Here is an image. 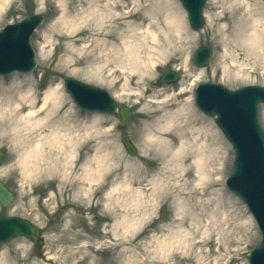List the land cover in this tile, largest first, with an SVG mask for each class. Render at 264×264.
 <instances>
[{
  "label": "rangeland",
  "instance_id": "1",
  "mask_svg": "<svg viewBox=\"0 0 264 264\" xmlns=\"http://www.w3.org/2000/svg\"><path fill=\"white\" fill-rule=\"evenodd\" d=\"M93 1L10 0L0 14V30L36 15L44 17L43 24L30 39L35 53V70L31 74L0 76V86L5 89L12 82L28 80L29 84H35L38 93L61 86L67 101L64 111L74 110L80 128L96 118L98 123L95 128L99 132L97 139L84 141L83 147L75 154L73 172L63 178L47 172L38 175V178L25 179L16 164L18 156L13 152L12 144L0 136V152L4 153L0 184L14 196L9 207H0V216L26 220L39 230L35 244L17 238L2 246V258L13 261V264H248L247 255L258 245L260 235L242 201L225 186L232 169L231 145L214 118L201 114L193 101L194 89L201 84H219L230 91L247 86L264 88L263 64L255 60L246 61L241 53L239 63L246 64L249 72H252L249 83L222 79V64L217 61L222 48L219 47V40L215 39L214 31L217 27H209L206 15H220L226 0H206L203 13L205 23L199 32L189 28L186 13L178 0H172L173 6L165 4L171 2L169 0H125L130 11L143 14L146 20L154 16L158 24L155 32L160 40L162 16L169 6L172 10L176 8L178 12L173 11L184 17L186 29L194 39L187 54L176 50L167 53L164 59L153 57L150 61L145 53L150 49L148 46L155 51L161 49L149 44L150 34L146 35L148 46L142 47L140 53V60L146 64L142 71L146 74L141 78L137 77L139 72L132 71L133 68L129 66V74L115 71L116 55L100 42L104 34L100 32L99 38L93 37L92 33H87L91 27L82 25V20L92 12V5H97L100 12L104 9L102 3L94 4ZM248 1L254 12L256 7H262L261 0ZM62 21L72 25L66 26ZM98 21L97 18L93 23L97 24ZM134 23L141 31L146 28L145 22ZM107 25L105 23L103 28ZM118 33L132 39L127 26L119 28ZM116 39L109 42L120 50L122 46ZM84 40L89 42L82 45L81 41ZM172 41L173 45L180 43V40ZM201 46L209 47L212 51L205 69H197L193 65L195 51ZM150 62L154 65L151 66ZM183 62H186L185 65H182ZM166 71L177 73V82L175 85L157 87L156 82ZM199 72L201 75L197 77ZM65 77L105 91L116 105H124L131 110V122L122 128L115 114L107 116L80 111L64 91ZM126 78L129 79L128 87L124 86ZM26 86L23 85L24 88ZM189 102L207 127L217 132L224 150V161L220 163L217 156L211 155V178L200 189L195 187L192 179L175 180L173 174L165 171L155 177L161 167V150L153 153L155 149L151 148L149 156H145V141L150 133L164 138L157 131L156 121L159 117L166 111L186 108ZM164 106L166 109L161 112L159 107ZM258 123L264 135V105L258 110ZM2 129L1 126L0 132ZM125 138L135 149L132 155L122 145ZM97 147L99 153L108 152L112 163L117 165L112 168L108 178L103 177L104 180L92 187L89 201L81 194L82 190L87 191V187L78 178L82 174L80 168L90 160ZM125 163L129 171L135 168L147 171V180L159 178V187L152 192L140 187L132 186L127 191L119 187L107 197L111 190L110 182L114 178L116 184L122 182V173L112 171ZM65 171L63 168L61 174ZM132 172L128 173L129 177L145 178L144 175L130 174ZM66 178L69 179L65 181ZM106 178V186H102Z\"/></svg>",
  "mask_w": 264,
  "mask_h": 264
},
{
  "label": "bare ground",
  "instance_id": "2",
  "mask_svg": "<svg viewBox=\"0 0 264 264\" xmlns=\"http://www.w3.org/2000/svg\"><path fill=\"white\" fill-rule=\"evenodd\" d=\"M9 1L0 0V14ZM124 1L95 0L94 4H103L102 13L97 5H92V12L82 20L84 27H93L87 31V33H92L93 37L99 38V34H104L100 42L103 43V47H107L111 53L116 55L115 71L120 74H129L127 71L129 66L133 68L132 71L139 72L138 78L146 74L142 71L144 67L146 68V64L140 60V53L142 47L148 46V41L146 42L145 38L148 34H150L149 44L161 49L155 51L151 49L153 47L150 45L148 46L150 49H144L150 61L153 57L158 60L164 59L167 53H173L176 50L185 51L186 54L189 52L190 44L194 39L186 29L184 17L180 13L178 15L174 12L177 11L176 8L173 11L169 6L162 16L160 23H162L163 29L161 28L162 40H160L155 32V27L158 24L154 16L148 17L146 20V16L143 14L139 15L133 10L130 11ZM169 1L171 2L167 1L165 4L173 6L172 0ZM260 2L262 7L255 6L256 11L254 12L251 10L248 0H226L220 15H206L209 27L211 29L217 27L214 30L216 32L215 39L219 40V47L222 48L217 61L222 64V79L224 81L240 80L249 83L252 72H249L250 68H247L246 64L239 63L241 59L239 53L243 54L242 58H245L246 61L255 60L264 66V0ZM238 6H241L240 9ZM95 13L98 15L95 16ZM97 18L98 23H93ZM62 22L66 26L72 25L70 22ZM134 22H145L146 28L141 31ZM105 23L108 25L103 28ZM133 23L136 26H133ZM124 26L130 28L131 35L129 37L132 39L118 33L119 28ZM111 39H116V42L121 44L120 50L113 42H109ZM172 39L180 40V43L173 45ZM87 42L89 41L84 40L81 41V44L85 45ZM150 63L151 66L154 65L153 62ZM185 63L183 62L182 65ZM109 74H111L110 70ZM196 75L199 77L201 73ZM128 80L125 79L124 86L128 87ZM24 84L28 86L24 88ZM66 103L61 86L47 88L42 93H38L35 84L33 82L29 84L28 80L12 82L5 89L0 86V128L2 126L5 129H2L0 136L12 144V150L18 156L16 164L24 178H38V175L47 172L53 173L52 175L58 174L60 178L69 177L75 168V154L83 147L84 141L97 139L96 136L99 132L95 127L98 120L94 118L88 122L86 127L80 128L74 110L64 111ZM190 103L186 108L178 107L173 111H166L159 117L160 121H156L157 131L164 138L158 137L156 133H150L145 141L147 144L145 156H149L151 148L155 149L153 153L161 150L162 155H158L161 167L155 177H159L161 172L165 171L170 175L173 174L175 180L192 179L195 187L200 189L201 185L211 178V171H213L209 162L211 155L217 156L220 163L224 161V150L217 132L211 131L207 127L205 122L194 112ZM159 108L161 112L166 109L165 106ZM159 122L162 124L159 125ZM99 151L97 147L90 160L80 168L82 174L78 180L87 187V191L82 190L81 194L89 201H91L89 192L92 187L104 180L103 177L107 176L108 178L113 167L117 165V163H112L108 152L99 153ZM127 165L125 163L118 166L117 170L112 171L122 173V182L116 184L114 178L109 184L111 190L107 197L111 196L119 187H123L125 191L132 186L140 187L144 191L151 190V192L159 187L157 186L159 178L147 180L149 177L147 171L143 172L135 168L131 170L133 172L130 174L144 175L145 178L129 177L128 173L131 171ZM63 168L66 169V173L61 174ZM107 178L102 186H106ZM68 179L66 178L65 181ZM2 257L3 254H0V264H13V261L8 262Z\"/></svg>",
  "mask_w": 264,
  "mask_h": 264
},
{
  "label": "water",
  "instance_id": "3",
  "mask_svg": "<svg viewBox=\"0 0 264 264\" xmlns=\"http://www.w3.org/2000/svg\"><path fill=\"white\" fill-rule=\"evenodd\" d=\"M188 15L189 26L200 31L204 25L203 8L206 0H178ZM42 16H35L0 32V75L13 72L30 73L36 65L34 53L29 45L32 33L39 27ZM211 51L201 47L194 56V65H208ZM178 75L165 72L156 83L159 87L174 84ZM64 89L79 109L90 113L112 115L115 103L101 89L91 87L72 78H64ZM264 104V89L246 87L229 91L221 85H201L197 89L195 105L215 123L231 144L234 160L232 172L226 182L228 190L237 195L252 215L261 239L247 260L248 264H264V137L261 133L257 110ZM117 118L122 127L131 122V111L117 106ZM125 150L134 154L135 149L127 138L122 140ZM3 154L0 152V165ZM12 194L0 184V206L11 204ZM39 230L28 221L16 217H0V246L22 237L35 243Z\"/></svg>",
  "mask_w": 264,
  "mask_h": 264
}]
</instances>
